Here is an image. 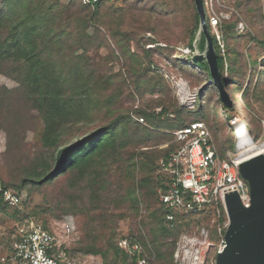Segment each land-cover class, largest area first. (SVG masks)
Returning <instances> with one entry per match:
<instances>
[{"label":"trees","instance_id":"1","mask_svg":"<svg viewBox=\"0 0 264 264\" xmlns=\"http://www.w3.org/2000/svg\"><path fill=\"white\" fill-rule=\"evenodd\" d=\"M162 2L165 3L161 4ZM141 3L142 8L147 10L146 13L158 16L160 14L164 18L175 12L188 15L185 28L189 34V47L193 48L200 31V15L195 0L136 1V4ZM147 3H152L150 9L145 7ZM237 5L238 8H243V4L238 2ZM249 6L250 4V11L257 12ZM120 12L122 10L119 8L105 6L104 0L94 7L85 6L80 0H69L68 3L62 0H0V70L20 82L26 103L44 121L43 148L51 152L37 161L19 189L27 185L51 184L67 175L70 176V189L86 184L97 197L95 188L100 186L97 180L101 178V171L112 162L125 164L126 173L132 179H136V173L140 174V180L133 183L127 194L132 207L138 211L140 197L147 203L148 208L156 205L150 215L155 223L152 244L157 254L156 261L158 264H175L174 252L179 236L199 223L197 217L207 220L217 214V209L213 206L206 207L200 216L177 215V221L182 220V223L171 226L166 222L168 211L159 201L160 179L154 173L162 159L168 158L179 149V144L174 142L173 132L192 122H203L201 120L205 116L202 101L219 96V89L207 63L195 65L189 59L180 64L183 70L204 81L198 98L197 117L192 122H186L185 118L191 112L173 97L166 99L168 92L164 75L153 71V63H146L144 56L131 52L132 42L136 38L131 24L136 21H128ZM208 23L222 80L234 103L233 108L223 104L224 108L236 109L238 94L263 107L264 38H256L248 33L238 35V20H224L220 32L228 43V49L227 54L223 55L217 38L212 33L209 17ZM100 27L107 30L127 62L126 78L122 74L119 76L112 72L103 73L102 67L96 62L95 53L103 43H107ZM91 29L93 33H90ZM145 31L156 32L153 28ZM240 39L254 42L262 53L253 57L230 44V41L236 42ZM151 42L155 44L154 39ZM205 48L206 37L201 33L200 50L204 52ZM156 51L163 52L164 49L159 47ZM153 52L144 51L148 59ZM227 55L230 62L226 68ZM173 62L179 65L177 61ZM226 73L228 77L225 76ZM124 94L130 97L135 94L142 98L147 94L159 97L136 109V116L142 118L143 123L134 121L130 112L120 113L109 123L95 127L81 139L65 143L68 137L73 138L74 126L93 123L101 106L107 112L112 111V107L120 102ZM219 102H222L220 97ZM171 114L174 115L173 119ZM247 125L250 136L256 141L262 133L259 119L247 122ZM170 139H173V143L166 149L153 148ZM231 140L227 145L221 146L222 158L228 151L235 150ZM6 190L11 189L0 190L3 203L7 207H18L20 204L11 206L4 201L3 193ZM16 194L20 196L19 193ZM218 210V224H228L227 214L221 203ZM223 229L225 235L227 227ZM133 238L142 244L137 237ZM110 247L113 251L111 264H129L126 254L119 247ZM85 252L101 255L105 259L104 264H107L106 252L97 247L93 246ZM66 254L69 253L66 251Z\"/></svg>","mask_w":264,"mask_h":264},{"label":"rangeland","instance_id":"2","mask_svg":"<svg viewBox=\"0 0 264 264\" xmlns=\"http://www.w3.org/2000/svg\"><path fill=\"white\" fill-rule=\"evenodd\" d=\"M62 1L69 2V0ZM136 1L138 0H104V5L119 8L122 10L120 13L124 14L128 21H136L131 24L136 34L131 45V52L144 56L146 63L149 61L153 63V71L164 75L167 80L166 99L173 97L180 105L188 108L191 114L185 118V121L192 122L197 117L198 98L204 87V81L196 78L191 72L183 70L180 64L191 59V55L195 53H203L200 50L201 34H197L193 48L189 47V34L185 28L188 15L175 12L172 16L164 18L160 14L158 16L150 12L146 13L147 10L142 8L143 4H136ZM238 2L243 4V8H238ZM249 4V7H253L257 12L250 11ZM145 7L150 9L152 3H147ZM207 13V16H215L219 20V25L212 27V33L215 36L220 34L223 38L220 28L224 20L237 19L238 35L248 33L256 38H264V0H209ZM240 24L243 25L241 28ZM150 28L155 29L156 32L145 31ZM100 30L105 35L107 43H103L95 53L96 62L102 67L103 73L112 72L119 76L122 74V77L126 78L127 62L107 30L104 27H100ZM90 33H93V29ZM151 39H154L155 44H152ZM222 41L227 54L228 43L224 41V38ZM230 44L253 57L262 53L254 42L248 40L230 41ZM159 47H162L164 51H156ZM145 50L154 51L150 59L145 56ZM188 50L192 51V54H187ZM173 60L179 65H175ZM229 62V55H227L226 68ZM225 76L228 77V73ZM158 97L149 94L143 98L139 94L130 97L124 94L120 102L112 107V111L107 112L106 108L101 106L93 123L74 126L73 138L68 137L65 143L81 139L86 133L95 127L106 125L120 113L130 112L136 121V109L151 103ZM219 97L220 95L213 96L209 100L202 101L205 117L201 121L210 127L220 159L238 160L240 156L236 145V134L240 124L234 125L233 121L236 117L241 118L249 132L247 122L264 117V106L262 107L252 99L246 100L242 94H238L237 108L225 109L223 103L219 102ZM170 117L173 119L174 115L171 114ZM44 128L42 118L26 103L20 82L0 70V190L11 189L19 193L22 198L18 207H7L0 198V264L10 262L12 244L19 229L32 222L52 231L63 243L64 249L75 264H104L105 259L101 255L95 256L85 252L93 246L106 252L107 264H111L113 251L110 245L120 248L124 239L134 236L148 251L152 264H158L157 254L152 244V229L155 228V223L150 217L156 205L153 204L148 208L147 203L140 197L138 211L132 207L127 194L133 187V183L140 180V174L136 173V179H132L126 173L125 164L112 162L109 167L101 171V178L97 180L101 187L95 188L98 192L97 197L89 187L85 186L86 184L70 189L68 186L70 176L67 175L51 184L27 185L19 189L37 161L51 153L43 148ZM172 140H166L153 148L166 149L172 145ZM229 140L235 146V150L228 151L222 158L221 146L227 145ZM261 140L260 136L255 143L258 144ZM157 174L158 169L154 176H158ZM102 182H104L103 185ZM218 218L217 214L207 220L197 217L199 223L179 236L174 252L175 264H192L191 261L182 262L175 257L178 243L184 236L199 240L194 247V250L201 249L202 259L198 262L199 264H216L217 254L224 245L223 228L227 225H219ZM188 247L191 248V245L189 244Z\"/></svg>","mask_w":264,"mask_h":264},{"label":"built area","instance_id":"3","mask_svg":"<svg viewBox=\"0 0 264 264\" xmlns=\"http://www.w3.org/2000/svg\"><path fill=\"white\" fill-rule=\"evenodd\" d=\"M80 1L85 6L94 7L101 0ZM204 4L207 11L209 0H204ZM209 21L211 27L219 25V20L215 16L209 17ZM242 26L240 24V28ZM216 38L222 54L225 55L223 38L220 34H217ZM187 54H192V51L188 50ZM135 120L144 122L142 118H135ZM259 121L262 128V140L256 144L247 130V139L250 141H240L238 133H241L239 130L245 123L241 118L234 119V125L240 124L236 134V145H242L244 149L253 145V150L259 149L258 154H264V117L259 118ZM174 137V142L179 144V149L168 158L162 159L158 165L160 179L158 195L159 201L168 211L167 223L171 226L174 223L181 224L182 220L177 221V215L200 216L209 206L216 208L219 214V204L221 203L225 209V195L230 192H238L245 205H249V187L239 172L241 163L238 160L220 159L212 133L206 123L192 122L175 131ZM3 198L11 206L19 205L22 200L21 196L12 190L4 191ZM197 242L199 240L196 238L182 237L175 254L176 260L199 264L202 255L201 249L194 250ZM189 244L191 248L188 247ZM120 248L126 254L129 264H148L151 261V256L144 245L133 237L124 239ZM10 262L12 264H75V261L66 254L63 243L56 235L34 222L19 229L12 244Z\"/></svg>","mask_w":264,"mask_h":264},{"label":"water","instance_id":"4","mask_svg":"<svg viewBox=\"0 0 264 264\" xmlns=\"http://www.w3.org/2000/svg\"><path fill=\"white\" fill-rule=\"evenodd\" d=\"M195 2L200 15L199 33H204L206 37V48L203 53H195L191 62L195 65H209L223 104L233 108V100L225 87L218 66L204 0ZM239 172L249 187V205H245L238 192L225 195L228 226L224 237L225 244L217 254L216 264H264V154H256L243 161Z\"/></svg>","mask_w":264,"mask_h":264},{"label":"bare ground","instance_id":"5","mask_svg":"<svg viewBox=\"0 0 264 264\" xmlns=\"http://www.w3.org/2000/svg\"><path fill=\"white\" fill-rule=\"evenodd\" d=\"M239 132L241 133H238L240 135V141L242 140H249L250 139H247L248 138V132L246 131V129L243 127L239 130ZM255 146V145H254ZM247 148H252V149H249V150H246ZM237 149H238V152H239V163H242L243 161L249 159L250 157L256 155L259 153V149H256V150H253V145H249V147H246L245 149L243 148L242 145H237Z\"/></svg>","mask_w":264,"mask_h":264}]
</instances>
